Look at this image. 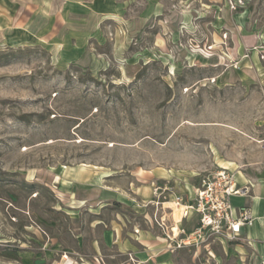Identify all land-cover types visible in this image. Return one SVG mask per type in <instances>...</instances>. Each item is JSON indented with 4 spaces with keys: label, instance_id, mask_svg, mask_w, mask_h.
<instances>
[{
    "label": "rangeland",
    "instance_id": "374dc122",
    "mask_svg": "<svg viewBox=\"0 0 264 264\" xmlns=\"http://www.w3.org/2000/svg\"><path fill=\"white\" fill-rule=\"evenodd\" d=\"M17 3L0 0V264H264V241L188 242L174 203L221 170L264 187V0Z\"/></svg>",
    "mask_w": 264,
    "mask_h": 264
},
{
    "label": "built area",
    "instance_id": "2783aa9c",
    "mask_svg": "<svg viewBox=\"0 0 264 264\" xmlns=\"http://www.w3.org/2000/svg\"><path fill=\"white\" fill-rule=\"evenodd\" d=\"M244 194L245 190L237 187L235 176L221 170L203 181L201 188L196 190L192 203L183 204L181 199L176 197L174 203L181 218H187L191 213L199 217L194 232L185 235L188 242L194 241L189 235H196L198 238L204 235L222 237L228 242L238 240L241 228L251 226L253 218L246 207L240 208L238 217H235L230 199ZM182 232L185 233L184 230ZM176 245L180 246L179 243Z\"/></svg>",
    "mask_w": 264,
    "mask_h": 264
},
{
    "label": "crops",
    "instance_id": "0c3cea01",
    "mask_svg": "<svg viewBox=\"0 0 264 264\" xmlns=\"http://www.w3.org/2000/svg\"><path fill=\"white\" fill-rule=\"evenodd\" d=\"M9 2L15 5L18 4L17 0H9ZM18 20L19 19L16 18V21ZM22 24L23 28L26 27L27 29H30V25H24L23 21ZM236 181L237 180L235 178V182ZM256 184L252 185L251 188L241 185L237 186L238 188L240 187L241 189L246 190V192L242 196H233L230 200L235 217H238L240 208L246 207L250 210L253 218L251 226H244L241 228L240 239H245L254 243H261L262 241H264V187L261 183H259L260 186ZM189 219L192 221H199L198 215L194 213H191L189 215ZM181 220L182 219L179 218L178 222H180ZM158 241L164 242V240L161 238H158ZM144 243V245H146L147 247H151L148 242Z\"/></svg>",
    "mask_w": 264,
    "mask_h": 264
},
{
    "label": "bare ground",
    "instance_id": "6f19581e",
    "mask_svg": "<svg viewBox=\"0 0 264 264\" xmlns=\"http://www.w3.org/2000/svg\"><path fill=\"white\" fill-rule=\"evenodd\" d=\"M56 264H58V263H56ZM60 264H68V263L66 262V263H60Z\"/></svg>",
    "mask_w": 264,
    "mask_h": 264
}]
</instances>
